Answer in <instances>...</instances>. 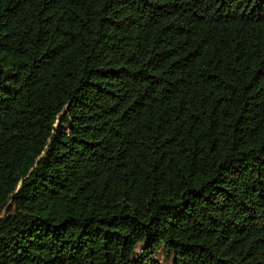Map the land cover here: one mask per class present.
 I'll return each instance as SVG.
<instances>
[{
	"label": "trees",
	"instance_id": "trees-1",
	"mask_svg": "<svg viewBox=\"0 0 264 264\" xmlns=\"http://www.w3.org/2000/svg\"><path fill=\"white\" fill-rule=\"evenodd\" d=\"M0 264H264V0H0Z\"/></svg>",
	"mask_w": 264,
	"mask_h": 264
},
{
	"label": "rangeland",
	"instance_id": "rangeland-1",
	"mask_svg": "<svg viewBox=\"0 0 264 264\" xmlns=\"http://www.w3.org/2000/svg\"><path fill=\"white\" fill-rule=\"evenodd\" d=\"M4 207H5L4 205L0 206V215L4 212ZM158 255H159V259H160L162 264H172L173 257L171 255H169L168 257L161 254V253H158ZM185 258H186V264H187L188 263V259H187L188 257L185 256Z\"/></svg>",
	"mask_w": 264,
	"mask_h": 264
}]
</instances>
